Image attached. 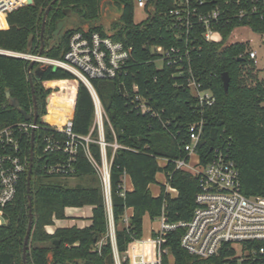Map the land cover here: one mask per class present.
<instances>
[{"label":"trees","instance_id":"obj_1","mask_svg":"<svg viewBox=\"0 0 264 264\" xmlns=\"http://www.w3.org/2000/svg\"><path fill=\"white\" fill-rule=\"evenodd\" d=\"M52 0H32L4 17L0 14V51L36 55L41 46V23L44 11ZM115 4L120 9L116 23L107 32L96 23L102 8ZM224 0H204L203 4L191 2L196 11L207 12ZM178 7L174 0H156L146 6L145 19L134 20L133 0H55L45 19L42 35V55L60 58L68 47L70 36L76 32H99L131 46L132 51L122 72L114 78H92L91 83L104 111L103 141L109 166L110 210L113 237L109 233L108 214L99 174L79 146L72 162L73 172L48 173L45 167L65 159L60 152H43L40 142L47 125L40 116L46 114L45 98L49 85H59L61 101L53 106L50 102L48 121H63L60 114L69 115L72 130L77 135L90 133L88 148L93 160L100 164L101 154L98 133L94 124V111L90 94L85 85L71 73L35 62L31 73L37 102L39 130L35 131L31 177L29 182L32 201L33 223L26 251L27 264H116V249L120 264L129 243L142 237L143 216L151 220L161 211L168 222L186 221L195 206L194 196L198 180L187 171L176 169L175 160L185 158L184 145L189 141V126L200 120L203 129L196 145L202 163L207 162L213 149L221 147L235 162L239 172L241 192L247 196H264V83L248 85L242 73L251 63L238 54L245 49L241 43L227 41L236 20L218 26L222 40L208 42L202 37V28L189 30L191 43L190 71L200 90H210L214 103L200 106L186 85L189 75L185 66L180 75L175 67H156L157 57L151 45H182L175 32H184L174 26L175 17L170 9ZM68 15L74 23L61 28ZM192 15V14H191ZM254 30L264 32V21L254 18L242 21ZM29 59L0 53V128L26 120L22 111L33 110L31 88L27 77ZM227 72L229 85L224 91L221 74ZM123 89V93L121 92ZM6 91L19 102L13 107L6 98ZM141 102L147 105L141 110ZM54 113V114H53ZM61 119V120H59ZM46 122V121H45ZM30 140L25 141V154L29 157ZM158 159H164L163 166ZM163 171L166 184L176 190L172 196L166 184H160L159 193L153 196L149 184L155 182L157 172ZM132 183L131 190L123 189V175ZM27 172L19 182L13 199L4 208V221L0 224V264H23L22 247L28 222ZM75 179L73 185L68 181ZM92 205L91 223L84 227H58L53 233L45 231V225L54 218H64V208ZM132 208L127 222L125 209ZM182 230L177 228L164 236L162 247L166 254L161 264H247L238 262L234 250L222 247L218 255L200 258L180 247ZM57 240V243L54 241ZM264 241L256 242L258 249ZM264 261V253L261 255ZM254 264H262L255 262Z\"/></svg>","mask_w":264,"mask_h":264},{"label":"built area","instance_id":"obj_2","mask_svg":"<svg viewBox=\"0 0 264 264\" xmlns=\"http://www.w3.org/2000/svg\"><path fill=\"white\" fill-rule=\"evenodd\" d=\"M154 1L156 0H133V3L134 7L145 9L146 6L151 7ZM203 1L174 0L178 7L170 9L169 13L176 19L174 26L178 29H185L184 32L176 31L174 34L175 37L182 39L183 44L168 47L157 44L151 45L150 49L157 55L154 63L158 68L164 65L174 66L175 75H180L186 66L189 72L186 85L193 92L200 106H210L214 103L212 92L200 90L190 71L189 54L192 42L189 30L194 26H200L204 40L220 42L222 36L218 26L221 23L227 24L236 20L238 24L235 27L248 26L260 36V41L264 44V32L254 30L250 25L242 22L251 18L264 21V0H224L225 7L223 8L216 4L212 10L207 12L196 11V7H192V13L190 12L191 2L200 6ZM22 5H25V0H0V14L5 17L7 13ZM238 43L245 45V49L238 54V57H245L252 66H255L258 62L256 49L249 46V41ZM131 51V46H125L121 41L112 40L110 36H103L97 31L74 32L68 40L66 51L60 58L4 51L9 55L35 58L36 62L51 68H62L87 88L93 104V125L98 133L100 164L93 160L88 148V143L92 141L90 133L84 136L75 134L69 115L60 114L58 118L64 117V119L58 122L45 119L50 114V102H53L55 107L61 101L60 86L49 85L50 82L44 84L50 92L45 98L46 114L41 115L40 119L48 128L41 136L40 142L43 152H60L65 156L64 160L47 165L45 169L48 173L73 172L72 162L78 147L83 149L101 180L111 238L113 237V223L110 210L109 166L103 141L104 111L91 79L118 76ZM139 106L142 111L147 109V105L143 102ZM29 114L28 120L0 128V224L4 221L5 206L13 199L22 175L27 172L28 157L25 154V141L30 140L32 132L35 135V131L40 129L39 118L37 117V121L33 122V110ZM202 129V120L189 126V141L183 147L187 155L174 162L176 169L187 171L198 180V190L194 196L195 206L191 217L186 221L168 222L162 210L158 216L159 227L154 230V234L129 243L122 257L127 260V263L161 264L162 255L166 254L168 257V250L162 247L164 236L167 232L180 228L182 230L180 247L189 254L208 258L218 255L222 247H228L234 250V256L238 258V262L264 264L261 256L264 253V246L258 249L255 247L256 242L264 241V196L247 197L241 192L238 169L222 146L213 149L212 157L207 162L200 161L196 145ZM191 157L195 159L190 161ZM167 189L170 190L169 187L166 191ZM113 255L115 263L120 264L115 248Z\"/></svg>","mask_w":264,"mask_h":264},{"label":"rangeland","instance_id":"obj_3","mask_svg":"<svg viewBox=\"0 0 264 264\" xmlns=\"http://www.w3.org/2000/svg\"><path fill=\"white\" fill-rule=\"evenodd\" d=\"M120 15V9L115 4H107L102 8L101 15L99 19L96 21L97 24H99L103 30L107 32L113 31L111 29L112 25L117 22ZM134 20L136 22H139L143 19H145L148 15V12L146 9L140 8V7H134L133 11ZM75 17L73 15H68L66 18L65 23L60 22V27H66L70 26L74 23ZM251 40V41H250ZM228 42H248L249 46L256 49L257 51V59L258 62L255 66H248L246 65L245 68H243L242 73L244 75V79L246 80L248 85H254V82L261 81L264 82V44L260 41V36L253 32L248 26H237L235 27L230 35L227 38ZM194 157L190 158L191 160H194ZM165 160L159 159L158 163L160 166L164 165ZM76 182L75 179H70L68 181L69 185H73ZM160 184H166V176L163 171L157 172L155 176V182L152 183L151 190L153 193H157L160 189ZM158 229L159 227V220L158 218H155L153 220H150L147 216L144 218L143 223V230H144V236H147L150 229ZM145 246V245H144ZM168 259L171 260V255L168 254ZM129 264V263H128Z\"/></svg>","mask_w":264,"mask_h":264},{"label":"water","instance_id":"obj_4","mask_svg":"<svg viewBox=\"0 0 264 264\" xmlns=\"http://www.w3.org/2000/svg\"><path fill=\"white\" fill-rule=\"evenodd\" d=\"M55 0H52L50 2V4L47 6V8L44 11V15L42 18V23H41V31H40V37H41V46L40 49L38 51V53L36 54L37 56H41L42 55V49H43V41H42V35H43V30H44V26H45V19L47 16V12L50 8V6L52 5V3H54ZM32 0H25V5L27 4H31ZM0 53H5L8 54L4 51H0ZM29 59V64L27 66V77H28V81H29V85L31 88V97H32V105H33V114H32V120L33 122L37 121V102H36V96L34 93V84H33V77L34 78H38L39 74H38V69L34 70V75H32L31 73V69L34 65V63L36 62L35 58H27ZM241 58H237V61H240ZM48 66V65H44ZM57 67H53L52 69L55 70ZM221 80H222V85L224 88V91H227L228 89V85H229V75L228 73L222 72L221 74ZM121 92L123 93V89H121ZM6 98L9 99L11 105L13 107H18L19 102L16 98H13L10 96L9 91H6L5 93ZM22 114L24 116V118L26 120H28L30 118V114L26 113L24 111H22ZM33 140H34V132L31 133V137H30V148H29V157H28V168H27V176H26V183H27V206H28V222H27V227H26V231H25V235H24V240H23V247H22V262L23 264H27L26 262V251H27V246H28V241H29V235H30V231H31V227H32V223H33V214H32V201H31V195H30V188H29V182H30V177H31V170H32V163H33V159H34V153H33ZM58 241L55 240L54 243H57ZM247 264H253L252 262H249Z\"/></svg>","mask_w":264,"mask_h":264},{"label":"crops","instance_id":"obj_5","mask_svg":"<svg viewBox=\"0 0 264 264\" xmlns=\"http://www.w3.org/2000/svg\"><path fill=\"white\" fill-rule=\"evenodd\" d=\"M151 186H152V183L149 184V189H150L152 195L156 196L159 193V191L157 193H153L151 190ZM168 187L170 188V190L167 189V192L172 196L176 195V190L166 184V188H168ZM123 189L124 190H131L132 189V183H131L130 177L127 174L123 175ZM92 209H93L92 205H84V206H80V207L67 206L64 208V216L65 217L64 218H54L52 224L45 225V227H44L45 231L47 233H53L54 230L58 227L76 226V227L81 228V227L87 226L91 223L90 217L92 216ZM131 214H132V208L129 207V208L125 209L124 219L126 222H127L128 218L131 216ZM146 216L149 218L148 214L145 213L143 216V223H144V218ZM156 218H158V217H156ZM154 230L155 229L151 227L147 236L154 234ZM143 234H144V230H143V225H142V237H147V236H144ZM144 248H145V246H144ZM168 254L170 255V253H168ZM169 261L172 262V259Z\"/></svg>","mask_w":264,"mask_h":264}]
</instances>
